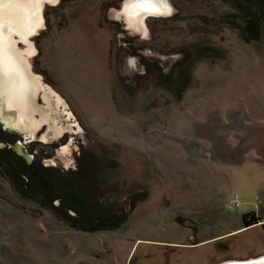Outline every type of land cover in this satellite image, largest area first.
<instances>
[{
  "label": "rangeland",
  "instance_id": "obj_1",
  "mask_svg": "<svg viewBox=\"0 0 264 264\" xmlns=\"http://www.w3.org/2000/svg\"><path fill=\"white\" fill-rule=\"evenodd\" d=\"M134 1L45 7L32 67L83 131L66 138L57 161L49 145L31 146L44 167L62 169L75 167L84 142L94 162L106 158L97 182L105 177L113 196L124 187L146 196L119 229L89 234L19 197L0 174V264H219L264 254V228L231 233L252 205L264 217L263 174L240 143L245 127L264 125V20L259 40L241 35L256 0H158L171 13L145 18V34L122 11ZM201 54L175 99L169 82ZM17 141L0 127V143Z\"/></svg>",
  "mask_w": 264,
  "mask_h": 264
},
{
  "label": "trees",
  "instance_id": "obj_2",
  "mask_svg": "<svg viewBox=\"0 0 264 264\" xmlns=\"http://www.w3.org/2000/svg\"><path fill=\"white\" fill-rule=\"evenodd\" d=\"M253 6L254 9L247 8L248 17L241 29L246 43L259 40L261 21L264 20V0H256ZM206 57V54L196 56L192 65L180 70L177 79L169 82L166 89L175 99L182 98L184 87L191 78V68ZM0 174L19 197L51 211L71 229L89 234L119 229L128 219L127 210H132L136 200L146 196L126 193L127 187L122 189L124 193L120 197L113 196L112 184L107 186L106 181L102 184L88 179L83 181L73 171L27 165L7 147H0ZM243 219L247 226L258 221L249 214Z\"/></svg>",
  "mask_w": 264,
  "mask_h": 264
},
{
  "label": "bare ground",
  "instance_id": "obj_3",
  "mask_svg": "<svg viewBox=\"0 0 264 264\" xmlns=\"http://www.w3.org/2000/svg\"><path fill=\"white\" fill-rule=\"evenodd\" d=\"M59 1L34 0L27 7L10 4L7 0L0 3V103L4 104L5 109L15 110L17 115L14 121L12 118H5L3 121L7 126L26 132L31 138H35L43 125H47L53 138L62 133L53 113L64 115L68 122L66 130L74 129L73 126H76L77 133L83 130L73 113L68 110L67 103L49 87L46 88L34 73L30 59L36 53L31 37L45 26L44 9L47 4L54 6ZM122 11L128 17V25L145 34L144 19L150 14L167 16L171 13V8L158 0H140L124 6ZM40 98L43 100L41 105ZM41 140L47 142L50 136L44 135ZM68 151L64 147L61 153L66 155Z\"/></svg>",
  "mask_w": 264,
  "mask_h": 264
},
{
  "label": "flooded vegetation",
  "instance_id": "obj_4",
  "mask_svg": "<svg viewBox=\"0 0 264 264\" xmlns=\"http://www.w3.org/2000/svg\"><path fill=\"white\" fill-rule=\"evenodd\" d=\"M120 12H122V11L120 10ZM150 16L159 17V15H150ZM36 55H37V50H36V53L34 54L33 57H35ZM32 58H30V59H32ZM32 69H33V67H32ZM38 77L41 79V81L43 82V84L45 85L46 88L49 87L56 95H59L63 99V101H65L67 103V101L59 93H57L51 86H49L48 84H45L42 76L38 75ZM68 110L71 111L69 106H68ZM52 115L56 118L57 123H58L57 125H58V127L60 128V130L62 132L57 138L60 137L59 140L64 138L63 143H61V142L59 143V142H57V140H55L57 138H53V136H52L53 133L51 131H49L48 127H47V130L45 131V129L43 128V126H45V125H43L40 128L41 130L43 128L42 133H40L41 130L38 129V131L36 133V136H35L36 138L34 140H25L22 135L14 132V131H7V130H4V129L1 128L2 131L7 132V133H13L14 135H16V136H18L20 138L21 141L20 142L19 141L15 142L14 145H20V144L22 145V147L24 148V151L30 157V163H27L25 158H23L22 156H20L17 153V150L11 148L10 144H7L6 146H7L8 149L12 150L18 157L23 159L27 165H35V166H43V167L45 166V163L43 162V160L46 157L44 159H42V155H44V152H41L39 154V152L35 151V149H34L35 147L31 146L32 144H34V143H38L40 145L47 144V145H49V147L54 148L53 149L54 153L57 154V156H54V158L57 161L59 159V158H57L59 156L58 152L61 151V149H63V147L67 146V144H68V139L66 140V138H71L72 136H74L76 134L74 132V131L77 130L76 126H73L74 129L66 130L68 128V124H67L68 122H67V120L64 119V115H61V114L56 115L55 113H53ZM59 119H63V120H61L62 122L61 121L59 122ZM75 119H76V117H75ZM76 120L80 124L78 119H76ZM70 121H72L71 123H73V119H71ZM68 131H73L74 133L70 134ZM44 135L50 136V140H48L47 142H49V141H52V142H49V143L43 142V140H41V137L44 136ZM54 146H56V147H54ZM79 149H80L79 150L80 152L76 156L74 163H72V165L75 164V167L70 165L69 168L62 167V169L65 170V171H73V172L77 173V176H79L83 181L88 179L91 182H96V183H100L101 182V184H102V181H105L106 179H104L105 178L104 177L103 179H100L99 182H97L98 176H99V172H100L99 165L102 164L104 166L106 158L102 156L103 158H102L101 162L99 160H96L94 162L96 157H93L91 150L87 149V147L84 144V142L81 143V147ZM45 156H47V154H45ZM110 162L111 161L109 160L108 163H110ZM96 164H97V167H96ZM46 168H49V167H46Z\"/></svg>",
  "mask_w": 264,
  "mask_h": 264
},
{
  "label": "crops",
  "instance_id": "obj_5",
  "mask_svg": "<svg viewBox=\"0 0 264 264\" xmlns=\"http://www.w3.org/2000/svg\"><path fill=\"white\" fill-rule=\"evenodd\" d=\"M228 116V115H227ZM220 119V117H218ZM226 120L228 122L229 126V131L230 132L232 129H235L234 127L231 126V121L230 118L224 117V119H221V121ZM260 127V128H259ZM263 128L264 125L263 123L260 126H247L243 131V139L241 138V144L244 146L245 149V155L247 156L246 161L251 160L254 161V163L257 165L258 170L263 174L262 180L259 181V186L261 188H264V133H263ZM240 131V130H239ZM264 197V195H263ZM235 200H237V196L235 197ZM239 203L238 201H236ZM240 205V203H239ZM241 207V206H240ZM253 205H252V210L250 211H244L243 216L245 214H249L250 216H254L258 218L257 223H254L250 226H247L244 222V225L239 227L238 229H235L231 233H238L243 231L246 227L247 230H252L256 228H264V217H261L260 215L258 216L256 212L253 210ZM244 221V219H243ZM263 245L264 249V239L261 241L260 246Z\"/></svg>",
  "mask_w": 264,
  "mask_h": 264
},
{
  "label": "water",
  "instance_id": "obj_6",
  "mask_svg": "<svg viewBox=\"0 0 264 264\" xmlns=\"http://www.w3.org/2000/svg\"><path fill=\"white\" fill-rule=\"evenodd\" d=\"M46 6H53L50 4H47ZM38 35V34H37ZM36 36V35H35ZM33 37H31L32 39ZM0 108H1V116H0V127L4 130L7 131H14L20 135H22L24 137L25 140H34L35 138H31L30 136L27 135L26 132L20 133L19 130H17L16 128H13L11 126H7L5 124V122L3 121V119L5 118H12L13 121L16 120V111L15 110H8L5 109V106L3 103H0ZM6 145L3 143H0V147H5ZM17 147L15 148V150H17V153L22 156L23 158H25L27 163H30V157L29 155L24 151V148L22 147V145H16ZM11 147V146H10ZM219 264H264V254L261 256H258L256 258H249L246 260H228Z\"/></svg>",
  "mask_w": 264,
  "mask_h": 264
},
{
  "label": "snow or ice",
  "instance_id": "obj_7",
  "mask_svg": "<svg viewBox=\"0 0 264 264\" xmlns=\"http://www.w3.org/2000/svg\"><path fill=\"white\" fill-rule=\"evenodd\" d=\"M2 2H4V0H0V3ZM7 2L19 7H27L30 3H34V0H7Z\"/></svg>",
  "mask_w": 264,
  "mask_h": 264
},
{
  "label": "built area",
  "instance_id": "obj_8",
  "mask_svg": "<svg viewBox=\"0 0 264 264\" xmlns=\"http://www.w3.org/2000/svg\"><path fill=\"white\" fill-rule=\"evenodd\" d=\"M239 206H240L239 203L236 202V204H234V206H232V208L239 207Z\"/></svg>",
  "mask_w": 264,
  "mask_h": 264
}]
</instances>
